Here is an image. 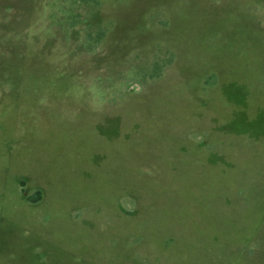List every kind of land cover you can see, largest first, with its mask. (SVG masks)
<instances>
[{"label": "rangeland", "instance_id": "obj_1", "mask_svg": "<svg viewBox=\"0 0 264 264\" xmlns=\"http://www.w3.org/2000/svg\"><path fill=\"white\" fill-rule=\"evenodd\" d=\"M0 264H264V0H0Z\"/></svg>", "mask_w": 264, "mask_h": 264}, {"label": "trees", "instance_id": "obj_2", "mask_svg": "<svg viewBox=\"0 0 264 264\" xmlns=\"http://www.w3.org/2000/svg\"><path fill=\"white\" fill-rule=\"evenodd\" d=\"M37 194H38V199H40L41 198V192L40 191H37Z\"/></svg>", "mask_w": 264, "mask_h": 264}]
</instances>
